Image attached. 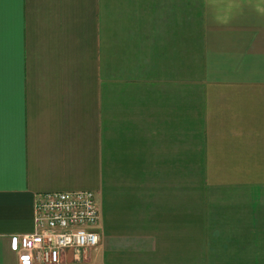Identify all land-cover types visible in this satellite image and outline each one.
<instances>
[{
  "label": "crops",
  "instance_id": "0c3cea01",
  "mask_svg": "<svg viewBox=\"0 0 264 264\" xmlns=\"http://www.w3.org/2000/svg\"><path fill=\"white\" fill-rule=\"evenodd\" d=\"M81 190L59 264H264V0H0V264Z\"/></svg>",
  "mask_w": 264,
  "mask_h": 264
},
{
  "label": "built area",
  "instance_id": "2783aa9c",
  "mask_svg": "<svg viewBox=\"0 0 264 264\" xmlns=\"http://www.w3.org/2000/svg\"><path fill=\"white\" fill-rule=\"evenodd\" d=\"M37 196L33 231L9 239L18 264H59L65 250L76 254L97 245L98 210L92 191H53Z\"/></svg>",
  "mask_w": 264,
  "mask_h": 264
}]
</instances>
